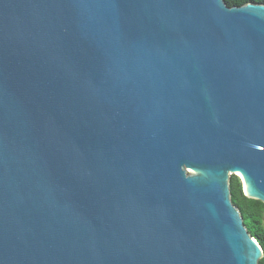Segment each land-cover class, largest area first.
Here are the masks:
<instances>
[{
  "label": "water",
  "instance_id": "obj_1",
  "mask_svg": "<svg viewBox=\"0 0 264 264\" xmlns=\"http://www.w3.org/2000/svg\"><path fill=\"white\" fill-rule=\"evenodd\" d=\"M264 4L0 0V264H259Z\"/></svg>",
  "mask_w": 264,
  "mask_h": 264
},
{
  "label": "trees",
  "instance_id": "obj_2",
  "mask_svg": "<svg viewBox=\"0 0 264 264\" xmlns=\"http://www.w3.org/2000/svg\"><path fill=\"white\" fill-rule=\"evenodd\" d=\"M229 7L243 6L247 3L264 4V0H225ZM232 203L240 210L248 232L261 245L264 252V203L248 198L243 190L239 176L232 175L230 179ZM259 264H264V255Z\"/></svg>",
  "mask_w": 264,
  "mask_h": 264
}]
</instances>
